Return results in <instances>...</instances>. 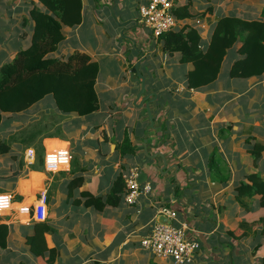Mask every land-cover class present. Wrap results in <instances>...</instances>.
<instances>
[{"label": "crops", "instance_id": "obj_1", "mask_svg": "<svg viewBox=\"0 0 264 264\" xmlns=\"http://www.w3.org/2000/svg\"><path fill=\"white\" fill-rule=\"evenodd\" d=\"M242 2L239 0L238 3ZM33 3L39 4L38 0H12L10 3L0 0V7L11 5L17 10L23 6L29 16ZM96 3L110 11L112 8L115 17L116 10H120L116 17L119 26L113 18L105 16L103 21L108 29L105 34L113 39L112 46L92 47L82 41L83 16L81 24L65 28L66 39L59 47H67L71 42L72 48L63 52L66 57L60 58H67L79 50L96 61L100 54L117 58L118 67L116 71L105 67L101 76L99 65L96 91L101 102L97 112L85 116H59L64 120L62 125L88 122L93 123L94 131L90 127L81 133L70 130L65 135L52 133L47 137L66 142L67 146L63 148L47 151L46 144L44 147L39 145L43 147V163L39 167L35 164L32 171L44 173L45 179L42 187L32 195L35 197L32 204L22 209L14 207L27 197L21 194V199L14 198L13 194H17L13 190L14 182L0 184V197L8 198V206L0 209V223L9 226L7 247L0 249V261L5 258L16 264H39L26 244V237L34 232L33 208L43 193L48 198L45 222L53 229L45 234V240L49 249L58 250L54 264H169L168 260L155 259L152 252L141 246L142 238L150 232L159 216V208L164 206L177 212V222L187 227L188 238L200 245L188 264H231L234 254L242 257L243 238L236 239L229 231H235L247 213L239 206L236 187L250 174L261 172L264 176V157L255 160L248 153L250 144L263 140L258 134L260 120L241 117L238 102L243 97L249 99L255 89L264 87V74L243 79L248 80L246 85H238V80L232 77L228 78L233 80L231 84L227 79L224 83L219 82V76L200 90L189 89L186 74L192 65L186 63L185 79H180L178 63H181V55L168 61L170 55L161 50L162 41L140 26L139 7L146 0H97ZM253 3L257 9L264 8V0H253ZM247 5V9H251V4ZM216 7V14H225L236 6H230L228 10L221 6L224 12ZM213 9L208 7L209 12ZM83 10L84 4L82 14ZM250 16L251 13L245 18L257 19ZM126 22L128 24L121 25ZM207 22L204 14L196 22L204 49L210 41L215 20L206 30L204 24ZM91 23L95 26L93 19ZM30 25L29 30L21 33L27 42H30L33 28ZM120 31L124 34L123 39ZM237 49L232 54L229 70L240 57ZM13 52L9 53L8 60L14 57L16 52ZM138 60H141L139 70L146 78V94L154 99L150 105L153 123L145 106H139L135 98L141 81H135L136 76H132L131 70ZM103 113H106L103 119L95 117ZM126 138L134 153L123 156L119 145ZM70 140L82 141L85 145L80 159L81 172L72 164L76 152ZM37 149L31 148L30 156L34 157ZM133 169L145 172L143 183L151 184L150 193L142 194L132 205L123 195L118 206L105 204L102 209L86 206L84 192L106 201L117 177L121 174L125 178ZM57 174L60 180H56ZM75 176L82 177V181L75 180ZM252 210L263 214L258 205ZM22 214L27 218L23 220Z\"/></svg>", "mask_w": 264, "mask_h": 264}, {"label": "trees", "instance_id": "obj_2", "mask_svg": "<svg viewBox=\"0 0 264 264\" xmlns=\"http://www.w3.org/2000/svg\"><path fill=\"white\" fill-rule=\"evenodd\" d=\"M38 3L33 5L25 19L26 23L31 20L33 26L29 45L18 50L12 59L0 66V125L4 115L22 113L47 96L53 98L58 111L64 114L85 116L100 108L96 91L100 71L98 61L79 50L73 51L67 58L52 55L66 38L65 28L82 23V0H38ZM172 12L183 24L165 32L159 40L163 43V51L172 55L180 53L181 62L192 65L186 74L189 89L200 90L215 82L232 48H238L240 57L232 63L230 77L248 79L264 74V17H217L212 25L210 41L204 49L202 36L196 27L203 13L197 12L193 0L183 5L175 1ZM119 146L123 156L134 153L128 138ZM10 148L9 141L0 138V155L9 153ZM42 153L43 147L38 146L36 167L43 163ZM248 153L255 160L263 158L264 140L250 144ZM75 180L81 182L82 177ZM236 190L237 201L246 211H251L252 201L257 200L263 214L252 222L242 220L235 231L229 233L236 239L254 238L259 233L264 235V176L250 174ZM125 193V179L120 174L106 201L88 192H84L83 196L86 206L102 209L105 204L118 206ZM33 201L34 196H28L22 204L27 207ZM52 230L47 222L36 221L34 232L26 237V244L39 264H53L58 257V250L49 249L45 240V234ZM8 235L9 226L0 223V249L7 247Z\"/></svg>", "mask_w": 264, "mask_h": 264}, {"label": "rangeland", "instance_id": "obj_3", "mask_svg": "<svg viewBox=\"0 0 264 264\" xmlns=\"http://www.w3.org/2000/svg\"><path fill=\"white\" fill-rule=\"evenodd\" d=\"M8 1L10 3V1L12 0H8ZM189 1L190 0H177V2L181 5L188 3ZM243 1L244 2L239 4L238 3L239 0H193L195 4V9H198L197 12L203 13L204 16L206 15V18L208 19V22L204 24V29L206 30L209 24H211L212 21L217 19L216 17L222 15H237L241 17H247L248 14L251 13L250 17L255 16L257 19L264 17L263 9L261 7L258 9L255 8L256 6H254L253 0H243ZM96 2L97 0H83L84 10L82 16H84V25L80 32L81 39L85 44L88 45L90 44L92 47L99 45L102 46L103 48H110L112 46L113 39L112 37L109 39L108 36L105 34V32L108 29L106 23L103 22L104 17L106 16L107 18L108 17L113 18L116 25L119 26L120 24L115 20V16L112 14L110 10H108L103 5H98V3ZM248 3L251 4V6L249 5L251 9H247L249 8L247 5ZM34 4L35 3H33V5ZM128 4L129 2L127 3V5ZM33 5L31 6V8L33 7ZM220 5L224 7L225 10H228L230 6L235 5L236 7L230 12L227 11L225 14H216V11L218 10L216 9L217 8L216 6H219L218 8L221 9ZM209 6L214 7L212 12H209L208 10ZM12 7L11 5H9L8 7L1 5L0 7V65L2 63L9 61L8 59L10 57L8 55L12 50L14 51L13 53H15L18 50L26 47L27 43H30L27 42L28 41L27 38L21 36V33H23L24 30H29L28 26H31L30 24H32L31 20H29L27 23L25 22V19L28 18V13L26 14V9L23 10V6H20L17 10L16 9L13 10ZM119 12L120 10L117 9L115 13L116 17ZM89 13L90 15H88ZM138 17L140 18L139 14ZM92 19L94 21L95 26H93L91 23ZM97 20H99V23H97ZM140 26L143 27L145 30L150 31L147 27L144 26V24H141ZM95 33H96V37L94 36ZM123 35L124 34L122 33V31H120V36L122 39H123ZM70 47L72 48L71 42L67 47H65L64 45L62 47H58L59 50L55 51L52 55L58 57H62V56L66 57V55L63 54V52L65 50H69ZM233 52H235V48L230 49L224 63L222 64V68L219 75L220 76L219 82L224 83L225 79H227L228 84L233 83L232 80L233 78L228 79L230 77L229 63L231 61ZM169 55L170 57L168 58V61H170L171 57H175V55L180 56V53H175L173 55L169 54ZM97 60L101 67V76L104 75V71L106 70L105 67L112 68L115 71L118 67L117 58H108L107 56L104 55L101 56L100 54V56L97 57ZM181 63H178V69L180 70L179 71L180 79H185L184 68L186 66V63L183 64ZM182 73L183 75H181ZM236 80H238L239 82L238 85L248 84V80L247 81L243 79H236ZM252 94L253 96H250L249 99L248 97H243V99H241L240 102H238V113L243 118L245 117L255 118V119L259 118L260 127L258 134H260V138L264 140V87H260L258 90L255 89L252 92ZM100 102H101V98H100ZM97 114L95 115V117L98 118V120L100 118L99 116H101V119H103L106 116V113H103L102 115H98V116ZM64 115H65L64 113L58 111L51 96H47L42 101L36 103L32 108L22 113H18L12 116L4 115L2 124L0 125V138L9 141L11 146L9 152L11 153L10 154L7 153L8 156L0 158V184L1 183L12 184L14 182L13 190L17 194H13L14 191L12 190H5V191H10V193L14 195V198L16 200L21 199L20 196L21 194L25 198L34 195L42 187V182L45 179L44 173L32 171L34 170L33 168L34 165L37 164L38 162H37L36 151L34 153V157L30 156L31 148L37 149L39 145H42L44 147V145L46 144V150L49 151L67 146L66 142H62L57 139H47V137H51L52 133L53 135H65L64 133L65 132L68 133L70 130L73 131L71 133H81L85 131V129H88L90 127H92L91 129L92 131H94L93 123L89 124L88 122L86 123L82 122L77 125L76 123L73 124L66 121L67 122L66 125H62L64 123V120H61V118H64ZM43 130L45 131L42 132ZM33 133H35V135ZM32 134L34 136H32ZM31 136L33 137L32 140H31ZM70 142L72 148H74L76 152V157L74 158V160H72V164L74 165L76 170H78V172H81L82 164L80 159L82 158V154H84L85 145H83L82 141L70 140ZM17 146L18 149H15ZM0 156H5V155L3 154ZM22 160H24L23 164H22ZM258 174L263 175L261 172H259ZM47 176L48 177L51 176L50 173H47ZM59 176H60L59 174L55 176L56 180H60ZM62 204H63V200H62ZM254 205L255 206L258 205L257 200L252 201V207ZM239 206L242 208V210H247L240 203ZM14 207L21 209L26 208L25 204L22 203L15 204ZM258 207L261 208L259 205ZM261 215H262L261 213L253 212V210H251L249 212L247 211V213H245L242 219L248 220V222H252L254 220H257ZM26 218L27 215L22 214V219L24 220ZM174 223L178 225L177 222ZM259 230L261 231V229ZM241 242H243L241 244L242 257L238 258V254L237 255L234 254L232 257L231 264H264V235L262 233L257 234L254 238L252 237L243 238ZM154 258L158 260L162 259V258L159 259L156 256ZM167 260L169 264H174V262L171 259H167ZM10 263L11 262L6 261L5 258H3L2 261H0V264H10ZM11 264H16V263H11Z\"/></svg>", "mask_w": 264, "mask_h": 264}, {"label": "built area", "instance_id": "obj_4", "mask_svg": "<svg viewBox=\"0 0 264 264\" xmlns=\"http://www.w3.org/2000/svg\"><path fill=\"white\" fill-rule=\"evenodd\" d=\"M175 1L177 0H146V3L139 7L141 23L156 38L180 26L181 22L172 12ZM52 156L56 157L53 154ZM138 176V170L133 169L124 178L126 185L124 198L131 205L136 203L142 194H148L152 190L151 184L139 182ZM4 198L5 196L0 197V209L5 208ZM47 199V195L43 193L38 197L33 208L32 217L34 221L46 220ZM158 214L165 215L170 219V222L155 221L150 232L142 238L141 246L163 260L171 259L175 264L190 263L194 253L200 247L199 243L188 238L187 227L177 222L176 211L164 206L159 208ZM174 222H177L178 225Z\"/></svg>", "mask_w": 264, "mask_h": 264}, {"label": "water", "instance_id": "obj_5", "mask_svg": "<svg viewBox=\"0 0 264 264\" xmlns=\"http://www.w3.org/2000/svg\"><path fill=\"white\" fill-rule=\"evenodd\" d=\"M111 12L113 13L114 15V12H113V9L111 8ZM115 20L117 21L116 17H115ZM128 24V22L126 23H123L121 25H126ZM140 64H141V60H138L132 70H131V74L132 76H136L135 78V81H141V86H140V90L139 92L136 94L135 98H136V101L138 102L139 101V106H145L146 108V111L148 113V116L150 118V121L151 123H153V116H152V111H151V108H150V105L151 103L154 101V99H152L150 97V94H146V89H147V85H146V78L144 75L141 74L140 70H139V67H140ZM155 94H153L154 96ZM152 96V94H151ZM156 97V96H155ZM138 180L139 182L143 183L145 180H146V174L144 171H141L139 173V176H138ZM156 221H160V222H170V219H168L165 215L163 214H159V216L157 217V220Z\"/></svg>", "mask_w": 264, "mask_h": 264}, {"label": "clouds", "instance_id": "obj_6", "mask_svg": "<svg viewBox=\"0 0 264 264\" xmlns=\"http://www.w3.org/2000/svg\"><path fill=\"white\" fill-rule=\"evenodd\" d=\"M4 200H5L4 207H6V206H7V200H8V198H7V197H5V198H4Z\"/></svg>", "mask_w": 264, "mask_h": 264}]
</instances>
